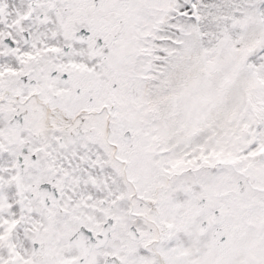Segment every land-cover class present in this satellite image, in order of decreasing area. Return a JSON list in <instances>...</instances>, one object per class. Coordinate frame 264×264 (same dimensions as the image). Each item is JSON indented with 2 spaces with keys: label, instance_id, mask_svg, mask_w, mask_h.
<instances>
[{
  "label": "snow or ice",
  "instance_id": "snow-or-ice-1",
  "mask_svg": "<svg viewBox=\"0 0 264 264\" xmlns=\"http://www.w3.org/2000/svg\"><path fill=\"white\" fill-rule=\"evenodd\" d=\"M0 264H264V0H0Z\"/></svg>",
  "mask_w": 264,
  "mask_h": 264
}]
</instances>
